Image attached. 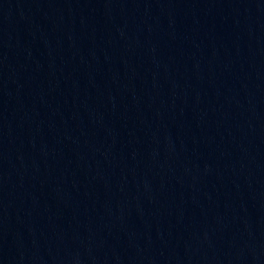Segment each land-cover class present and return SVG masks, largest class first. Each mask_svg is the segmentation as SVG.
I'll list each match as a JSON object with an SVG mask.
<instances>
[{
    "label": "water",
    "instance_id": "95a60500",
    "mask_svg": "<svg viewBox=\"0 0 264 264\" xmlns=\"http://www.w3.org/2000/svg\"><path fill=\"white\" fill-rule=\"evenodd\" d=\"M0 264H264V0H0Z\"/></svg>",
    "mask_w": 264,
    "mask_h": 264
}]
</instances>
